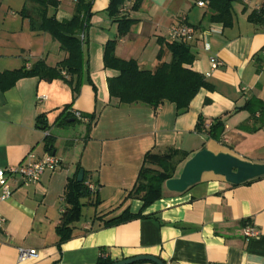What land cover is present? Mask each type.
<instances>
[{"label": "crops", "instance_id": "crops-1", "mask_svg": "<svg viewBox=\"0 0 264 264\" xmlns=\"http://www.w3.org/2000/svg\"><path fill=\"white\" fill-rule=\"evenodd\" d=\"M263 1H234L231 27L211 21L208 0H144L139 10L128 9L137 21L118 38L115 52L122 59H136L142 69L154 70L171 60L166 43L172 26L185 21L197 28L187 41L196 55L191 68L203 73L213 89L201 88L184 112L170 101L155 109L111 98L108 79L119 72L105 68L103 59L105 44L118 36V24L106 12L110 0L93 3L83 34L84 81L75 99L71 86L60 79L27 77L0 90V168L19 165L30 152L38 157L51 152L59 161V168L46 170L37 183L24 185L18 178L11 198L0 202V216L6 219L0 231V264H97L102 249L116 262L153 255L166 264H264V176L233 185L208 172L183 193L168 190L165 183L163 197L143 211L146 217L110 227L95 219L142 210L143 201L128 194L149 151L189 153L177 172L202 148L264 163V122L242 108L254 95L264 101V71H258L255 61L264 49V26L248 21ZM14 2L0 0V72L30 67L39 59L50 66L62 61L67 54L50 34L30 30L29 19L21 14L26 0L18 11ZM73 13L74 5L61 0L57 18L70 19ZM207 29L210 33L203 34ZM211 56L224 65L211 69ZM68 105L84 119L59 125ZM39 116L46 128L38 124ZM199 117L206 126L215 118L224 120L222 142L197 131ZM76 123L77 136L71 131ZM47 135L55 140L52 151L46 147ZM79 164L90 173L101 202L88 204L89 216L76 221L72 237L59 246L56 226L65 208L64 191ZM246 221L260 231L258 237H245ZM21 248L37 249L39 257L19 260Z\"/></svg>", "mask_w": 264, "mask_h": 264}, {"label": "trees", "instance_id": "trees-1", "mask_svg": "<svg viewBox=\"0 0 264 264\" xmlns=\"http://www.w3.org/2000/svg\"><path fill=\"white\" fill-rule=\"evenodd\" d=\"M95 0H75L74 13L70 19L59 20L56 16L61 0H26L21 14L29 19L30 30L33 32H46L60 44V49L67 56L50 66L44 59L32 63L30 67L23 65L20 68L0 72V90H7L15 83L27 77H38L41 80L53 81L60 79L69 84L73 90L74 99L80 92L84 75V39L81 35L89 28L92 7ZM144 0H110L106 9L108 16L118 24V36L107 41L104 47V66L119 72L117 76L108 79L110 96L117 99L119 104L148 105L158 108L165 101L176 104L179 113L186 111L195 95L201 88L213 89L206 76L191 68L196 59L190 45L186 40L168 41L166 48L171 52L169 62H161L154 70L140 68L136 59H122L116 55L118 38L125 36L136 23V19L130 17L127 3L131 2L129 10L137 11L141 8ZM211 12V21L220 22L224 27H231L234 23L233 2L236 0H208ZM247 10L246 8L244 9ZM248 21L259 26H264V1L257 9L248 14ZM264 49L256 56L258 71H264ZM161 51L158 54L160 58ZM94 88L91 79H87ZM71 107L66 106L68 114L59 119V125H66L68 119L77 120ZM250 111L255 117L258 114L260 122H264V101L258 96H252L242 107ZM94 118V115L91 116ZM38 124L46 128V122L41 116ZM200 134L219 142L223 140L225 122L222 118H215L209 126H206L203 117H199L196 126ZM54 137L47 135L46 147L53 150ZM181 155V157L176 158ZM189 153L170 149L167 153L158 154L147 152L141 167L137 181L129 192L128 198H136L143 201L140 212L132 213L129 209L120 215L105 220L103 216L95 219L103 221L104 227L115 226L133 219L146 217L143 211L155 201L163 197L164 184L170 178L178 177L177 164L184 161ZM81 165H77L74 176L69 178L65 191V208L60 221L56 226L59 236L58 245L69 240L73 235V224L80 220L83 208L86 204L97 206L100 199L97 190L92 191L87 182L91 180L90 173L84 171V178L77 181ZM250 180L246 183H250ZM86 200V201H85ZM248 221L245 222V225ZM116 260L111 259L101 250L97 264H113ZM166 264V262H164Z\"/></svg>", "mask_w": 264, "mask_h": 264}, {"label": "water", "instance_id": "water-1", "mask_svg": "<svg viewBox=\"0 0 264 264\" xmlns=\"http://www.w3.org/2000/svg\"><path fill=\"white\" fill-rule=\"evenodd\" d=\"M208 172L224 177L233 185H240L264 176V163L245 160L229 152L215 153L208 148H202L184 163L178 177L166 181V187L170 191L183 193L201 182L203 175ZM83 178L84 170H80L77 181L81 182ZM141 261L165 264L162 259L153 255H138L113 264H133Z\"/></svg>", "mask_w": 264, "mask_h": 264}, {"label": "built area", "instance_id": "built-area-1", "mask_svg": "<svg viewBox=\"0 0 264 264\" xmlns=\"http://www.w3.org/2000/svg\"><path fill=\"white\" fill-rule=\"evenodd\" d=\"M200 6L205 4L204 1L198 3ZM128 7V6H127ZM129 7L123 11H128ZM210 29L202 31L203 34H209ZM197 28L185 21L180 24L174 25L169 31V38L171 41H181V40H190L194 38L197 34ZM81 38L84 39V35H81ZM206 48L209 49V45H206ZM211 69H217L224 65L223 61L217 56L210 57ZM74 115L77 118L84 119L83 115L74 111ZM59 168L58 159L51 153L46 152L44 155L38 157L33 152L27 154L23 159L22 163L15 167H6L0 168V202L6 201L13 195L14 185L17 183V179H21L24 185L34 184L40 181L41 176L48 169L56 170ZM87 186L92 190L96 191L97 186L88 181ZM6 219L3 216H0V231L3 230L4 223ZM243 233L246 238H255L260 235V231L253 225L248 223L243 228ZM39 253L37 249H25L21 248L19 251V260H25L27 258L37 259Z\"/></svg>", "mask_w": 264, "mask_h": 264}, {"label": "rangeland", "instance_id": "rangeland-1", "mask_svg": "<svg viewBox=\"0 0 264 264\" xmlns=\"http://www.w3.org/2000/svg\"><path fill=\"white\" fill-rule=\"evenodd\" d=\"M15 2V10H20V9H18L19 7H20V1L21 0H14ZM237 1V0H236ZM63 3H64V5L65 4H70L71 6H73L74 5V1L73 0H63ZM19 15V14H18ZM78 123H76L74 126H71V131H72V133L75 135V136H77V135H79V127H78ZM86 201V200H85ZM91 208H90V206L88 205V204H86L85 206H84V208H83V220H84V218L85 217H87V216H89L88 214H89V212H91Z\"/></svg>", "mask_w": 264, "mask_h": 264}]
</instances>
